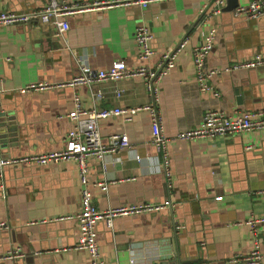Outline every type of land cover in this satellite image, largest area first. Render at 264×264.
I'll list each match as a JSON object with an SVG mask.
<instances>
[{
  "label": "crops",
  "instance_id": "0c3cea01",
  "mask_svg": "<svg viewBox=\"0 0 264 264\" xmlns=\"http://www.w3.org/2000/svg\"><path fill=\"white\" fill-rule=\"evenodd\" d=\"M94 1L0 0V9L29 11L51 2L88 5ZM206 1L168 0L146 8L77 11L66 16L70 29L63 35L51 23L0 25V111L5 113L0 129L14 132L16 141L1 149L0 158L62 149L73 127L68 113L77 93L85 107H135L153 101L141 77L28 92L19 91L21 87L70 80L82 74V64L94 72L116 60H125L128 66L156 67L163 53L175 50L185 37L188 44L159 81L157 108L167 137L196 127L210 109L233 115L264 108V65L225 70L257 53L264 55V17L235 19L225 11L214 17L218 31L207 65L221 70L212 79L220 96L199 89L192 49L205 31L201 8ZM249 1L239 0V4ZM141 24L153 33L155 52L146 60L139 58L135 38ZM96 91L103 97L95 99ZM99 125L105 145L112 134L124 132L131 147L104 159H89L87 185L96 207L173 202L162 211L116 217L112 227L99 221L97 239L106 264H130L132 256L136 264H225L232 255L251 249L253 236L244 221L264 218V193H260L264 190V132L174 138L167 147L168 177L163 153L152 143L148 111L139 112L131 121L122 116L101 119ZM250 144L254 147L247 149ZM98 182L107 183L108 188L103 190ZM81 188L78 165L72 160L4 165L0 169V222L7 227L0 229V252L21 246L25 255L16 264H91L87 251L74 248L77 220L58 219L80 210ZM257 233L264 252V222L259 223Z\"/></svg>",
  "mask_w": 264,
  "mask_h": 264
},
{
  "label": "built area",
  "instance_id": "2783aa9c",
  "mask_svg": "<svg viewBox=\"0 0 264 264\" xmlns=\"http://www.w3.org/2000/svg\"><path fill=\"white\" fill-rule=\"evenodd\" d=\"M168 0H96L88 5L77 3L51 2L42 8L29 11L1 10L0 25H25L31 22L51 23L56 26L58 33L63 35L70 29V23L66 16L77 11L111 8L120 6L139 5L143 8L149 7L153 3ZM228 0H207L201 8V26L205 27L202 38L194 44L192 56L194 59L196 80L202 92L211 91L215 96H220L213 84L212 79L221 70L207 65V56L214 48L216 43L218 27L213 23V19L223 12ZM235 17H245L246 19H256L264 17V0H251L245 4H239L233 12ZM135 38L138 47V56L142 60L151 57L155 49L152 45L153 33L145 24L136 28ZM189 42L185 37L173 51H166L157 63L156 67L147 65L128 66L125 60H116L108 68L100 69L97 72L88 69L86 64L81 65L82 74L70 80L49 83H31L21 87L19 91H39L50 88H60L64 86H77L82 83L91 84L94 81L113 80L119 81L124 78L141 77L148 90L153 95V101L135 107H100L98 105L85 107L81 96L77 93L74 96V108L68 113V117L73 121V127L69 129L65 137V145L62 149L25 155L21 157L0 158V169L4 165L21 163H35L46 165L63 160L75 161L78 165L81 180V208L74 215H66L58 219L72 218L77 220L78 240L75 249L87 251L90 255L91 264H106L102 257L99 241L97 239L96 224L103 220L108 226H113L116 217L124 215H134L140 213L158 212L173 205L171 199L163 202H137L133 204H122L105 210H99L93 202V193L88 187V175L90 172L89 159L97 157L104 159L107 154L117 150L128 149L131 147L129 135L127 133H114L111 135L109 144L105 145L101 138L99 121L105 118L122 116L125 121H131L136 114L141 111H148L152 120V143L158 151L163 153V165L166 175L170 176L169 159L167 147L169 142L174 139H213L220 136L234 135L249 131L264 132V108L237 112L233 115L223 110L210 109L202 117L200 123L193 128L184 129L176 134L175 137H167L163 132L162 118L159 115L157 104L160 98L159 81L164 75L168 74L176 64V59L181 50ZM264 65V55L255 54L252 58L238 61L225 68V70L239 68H254ZM3 90L0 88V92ZM118 95L122 90L116 89ZM95 99L103 97L101 91L93 93ZM254 144L247 145V149H252ZM140 159L139 155H136ZM106 165L104 164V167ZM103 190L108 188L105 182H98ZM260 193H264V190ZM222 199V196L216 197ZM250 226L253 236L251 249L244 254H234L225 264H264V252L261 241L257 236L259 223L264 222V218L251 217L244 221ZM7 225L0 222V229ZM25 252L21 246H15L6 252H0V261L12 260L16 264V259L22 258ZM130 264H136L134 256L130 259Z\"/></svg>",
  "mask_w": 264,
  "mask_h": 264
},
{
  "label": "water",
  "instance_id": "95a60500",
  "mask_svg": "<svg viewBox=\"0 0 264 264\" xmlns=\"http://www.w3.org/2000/svg\"><path fill=\"white\" fill-rule=\"evenodd\" d=\"M239 5V0H228L226 6L223 8V11L225 12H231L233 14L234 12V9ZM234 16V15H233ZM235 19H245V17H235ZM3 115H5L4 112L0 111V128L4 126V122L1 120V117H3ZM7 129V128H6ZM5 129V130H6ZM9 132V133H8ZM11 131H9V129H7V132H3V130L1 131L0 129V151L1 149L5 148L8 146V143L11 142V145L13 144V142H16L15 141V133L12 132L10 133ZM11 138L8 139V138ZM3 158V157H2ZM174 263H178V259H176L174 261Z\"/></svg>",
  "mask_w": 264,
  "mask_h": 264
}]
</instances>
